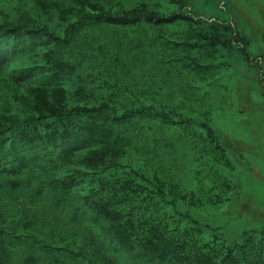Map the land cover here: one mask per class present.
Segmentation results:
<instances>
[{
  "label": "trees",
  "instance_id": "16d2710c",
  "mask_svg": "<svg viewBox=\"0 0 264 264\" xmlns=\"http://www.w3.org/2000/svg\"><path fill=\"white\" fill-rule=\"evenodd\" d=\"M113 1L0 0V264H264V233L228 243L162 167L179 78L210 69L195 35Z\"/></svg>",
  "mask_w": 264,
  "mask_h": 264
},
{
  "label": "rangeland",
  "instance_id": "374dc122",
  "mask_svg": "<svg viewBox=\"0 0 264 264\" xmlns=\"http://www.w3.org/2000/svg\"><path fill=\"white\" fill-rule=\"evenodd\" d=\"M151 1L159 15L184 18L181 33L198 46L191 58L210 67L179 78L195 91L181 104L184 124L170 132L162 167L199 201L190 214L228 243L264 233V0ZM139 2L150 0L113 1L122 9ZM212 177L229 188L211 189Z\"/></svg>",
  "mask_w": 264,
  "mask_h": 264
}]
</instances>
